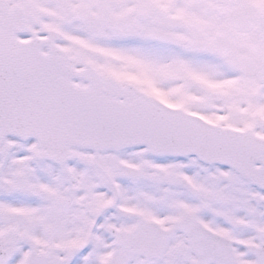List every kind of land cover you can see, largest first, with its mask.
I'll use <instances>...</instances> for the list:
<instances>
[{
  "label": "snow or ice",
  "instance_id": "1",
  "mask_svg": "<svg viewBox=\"0 0 264 264\" xmlns=\"http://www.w3.org/2000/svg\"><path fill=\"white\" fill-rule=\"evenodd\" d=\"M0 264H264V0H0Z\"/></svg>",
  "mask_w": 264,
  "mask_h": 264
}]
</instances>
